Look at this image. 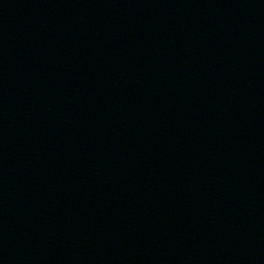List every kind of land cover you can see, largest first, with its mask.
<instances>
[{
  "label": "water",
  "instance_id": "water-1",
  "mask_svg": "<svg viewBox=\"0 0 264 264\" xmlns=\"http://www.w3.org/2000/svg\"><path fill=\"white\" fill-rule=\"evenodd\" d=\"M214 127L264 178V0H116Z\"/></svg>",
  "mask_w": 264,
  "mask_h": 264
}]
</instances>
